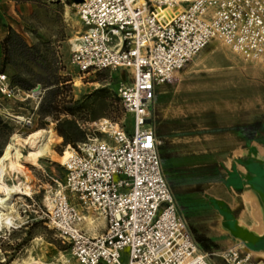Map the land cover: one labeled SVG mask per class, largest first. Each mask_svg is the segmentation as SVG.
<instances>
[{
  "label": "built area",
  "instance_id": "2783aa9c",
  "mask_svg": "<svg viewBox=\"0 0 264 264\" xmlns=\"http://www.w3.org/2000/svg\"><path fill=\"white\" fill-rule=\"evenodd\" d=\"M73 6L82 30L70 63L83 74L121 70L130 77L117 96L133 129L104 117L87 123L63 178L48 184L41 206L46 226L79 264H121L124 248L128 264H215L214 256L256 264L236 246L220 253L198 247L163 173L151 104L155 88L212 40L264 69V0H82ZM20 92L0 73V95ZM88 213L103 221L102 232L88 230Z\"/></svg>",
  "mask_w": 264,
  "mask_h": 264
},
{
  "label": "rangeland",
  "instance_id": "374dc122",
  "mask_svg": "<svg viewBox=\"0 0 264 264\" xmlns=\"http://www.w3.org/2000/svg\"><path fill=\"white\" fill-rule=\"evenodd\" d=\"M2 4L0 27L5 34L0 38V67L1 41L12 28L29 45L45 43L44 47L49 48L48 58L53 53L57 60V74L68 81L59 90L56 109L50 116L39 111L43 91L29 93V97L22 92L10 98L0 95V114L11 128L8 142L15 134L25 137L38 128H51L59 137L53 146L55 154L40 159L41 167L34 166L29 159V146L23 150V162L33 177V194L20 195L22 198L14 200L18 216L15 226H0V264H25V260H30L29 264H63L60 259L63 257L66 264H79L69 246L63 244L42 219L43 197L52 178H63L64 151L84 141L87 123L104 117L132 131L133 116L124 112L117 96L120 84L129 83L131 79L121 70L83 74L70 63L73 45L82 27L74 23L79 19L72 0H4ZM34 70L37 72L38 68ZM76 79L81 81L80 86H75ZM160 92L155 104L156 121L163 137L160 146H165L168 157L164 164L168 166L173 162L189 168L197 160L199 173L203 172L202 168L206 172L215 165L224 176L237 177L244 156L239 153L244 141L233 133L206 134L199 138H194L193 133L254 122L264 125V69L221 41L212 40L184 68L162 83ZM255 147L264 154V133L256 138ZM193 151L198 152L197 159L193 153L190 155ZM224 184L223 196L231 202L251 186L248 178L242 180L240 187L228 189V182ZM68 197L76 203L73 195ZM97 226L101 230L102 223L97 222ZM218 242L222 243L221 248L216 249L218 253L230 245L221 235ZM212 259L215 264L223 261L218 256ZM119 260L121 264H128V248L120 252Z\"/></svg>",
  "mask_w": 264,
  "mask_h": 264
},
{
  "label": "crops",
  "instance_id": "0c3cea01",
  "mask_svg": "<svg viewBox=\"0 0 264 264\" xmlns=\"http://www.w3.org/2000/svg\"><path fill=\"white\" fill-rule=\"evenodd\" d=\"M3 1L0 0V7L2 6V8ZM4 34L5 31L0 27V38ZM161 85L155 88V96L151 104L155 135L160 141V145L162 143L160 138L163 137L156 121L157 109L155 100L161 94ZM259 123L262 124L261 122ZM251 124L193 133L194 138H199L206 134L233 133L238 139L244 141V146L239 152L241 155L244 154V156L241 160V165H239L238 175L234 178L224 176L223 171L219 170L215 165L210 166L206 172L202 168L203 172L199 173L198 165L200 164L197 163V160L189 168L173 164V162L166 166L164 162L168 157L165 153V146L159 145L158 149L163 173L176 200L178 211L187 220L198 247L205 250L199 244L198 239H201L209 243L210 249L205 251L218 253L216 249L222 246V243L218 242L221 235L227 241H230L228 248L236 246L238 250L243 254H248L251 260L258 264V258L255 254L264 253V154L255 147V140L261 132H258L252 140H248L245 137V132L242 129ZM191 153H193L195 159L198 158L197 151L190 152V155ZM202 165L201 167H203ZM244 178H248L251 186L241 191L236 201L231 202L224 198V182H228V189L232 188V186L240 187ZM248 197L252 202H246ZM252 212H255L258 218H255L257 216ZM97 222L102 223L101 230L95 229ZM258 222L263 225V231L261 232H258L253 227L258 225ZM93 224L89 225L87 222L86 225L92 234H98L104 229L102 220H94Z\"/></svg>",
  "mask_w": 264,
  "mask_h": 264
},
{
  "label": "trees",
  "instance_id": "16d2710c",
  "mask_svg": "<svg viewBox=\"0 0 264 264\" xmlns=\"http://www.w3.org/2000/svg\"><path fill=\"white\" fill-rule=\"evenodd\" d=\"M45 43L29 45L20 33L9 28L6 36L1 41V67L0 73L7 75L9 85L21 92L30 93L34 89L44 93L39 102V111L44 116L53 115L56 109V98L59 90L68 79H62L57 74V60L51 53L48 58L49 48ZM48 58V59H47ZM34 67L38 68L35 72ZM242 129V128H240ZM245 137L252 140L258 132L264 133V125L259 122L247 125L242 129ZM11 134L9 122L0 114V155L8 143ZM199 240V244L205 250H209V243ZM218 264H226L221 261Z\"/></svg>",
  "mask_w": 264,
  "mask_h": 264
},
{
  "label": "bare ground",
  "instance_id": "6f19581e",
  "mask_svg": "<svg viewBox=\"0 0 264 264\" xmlns=\"http://www.w3.org/2000/svg\"><path fill=\"white\" fill-rule=\"evenodd\" d=\"M74 23L79 24L80 22L79 20L78 21L74 20ZM80 29L82 30V27H80ZM242 56L245 57L244 55ZM129 71L130 73H133L132 69H129ZM80 85H81V81L79 79H76L75 86H80ZM58 139L59 137L55 135L53 129L38 128L35 131L29 133L25 137H21L20 135L17 134L13 135L11 140L5 145L3 152L0 155V226L1 227L15 226L17 223L15 221L17 220L18 216L14 208V200L16 198H22L20 195L31 196L33 194V185H32L33 177L30 175V171L27 169V167L23 162L24 148L29 146V151H28L29 159L33 162L34 166L41 167V165L39 164L40 159L46 156L53 155V153L55 152L53 150V146L55 145ZM71 153H72L71 147L68 146V148L64 151L62 164H64L67 161ZM8 177L12 179V182L10 181L11 183L8 182ZM254 198L256 199V197ZM249 201L250 200L248 197V200H246V202L249 203ZM255 215L257 216L256 213ZM255 218H258V216ZM85 220H88L87 222L89 225H92L94 222L93 217L89 214L85 216ZM253 227L258 232L263 231V225H261L260 223ZM255 255L258 258V264H264V253L259 252L256 253ZM60 259H62L63 264L67 263V260L64 257ZM30 262H31L30 260L24 261L25 264H29Z\"/></svg>",
  "mask_w": 264,
  "mask_h": 264
},
{
  "label": "water",
  "instance_id": "95a60500",
  "mask_svg": "<svg viewBox=\"0 0 264 264\" xmlns=\"http://www.w3.org/2000/svg\"><path fill=\"white\" fill-rule=\"evenodd\" d=\"M82 0H72L74 4L81 2Z\"/></svg>",
  "mask_w": 264,
  "mask_h": 264
},
{
  "label": "flooded vegetation",
  "instance_id": "af4514ba",
  "mask_svg": "<svg viewBox=\"0 0 264 264\" xmlns=\"http://www.w3.org/2000/svg\"><path fill=\"white\" fill-rule=\"evenodd\" d=\"M262 243V242H261Z\"/></svg>",
  "mask_w": 264,
  "mask_h": 264
}]
</instances>
